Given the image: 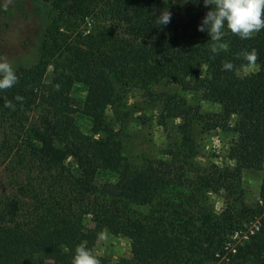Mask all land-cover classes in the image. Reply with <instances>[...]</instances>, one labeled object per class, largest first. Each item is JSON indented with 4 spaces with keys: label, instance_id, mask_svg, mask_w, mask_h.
<instances>
[{
    "label": "trees",
    "instance_id": "16d2710c",
    "mask_svg": "<svg viewBox=\"0 0 264 264\" xmlns=\"http://www.w3.org/2000/svg\"><path fill=\"white\" fill-rule=\"evenodd\" d=\"M43 1L50 19L39 58L15 70L11 88L0 89V112L43 106L48 115L28 137L27 157L49 178L25 185L24 222H16L18 201L0 208V264H70L75 246L89 249L103 228L129 239L130 256L93 255L100 264H264V180L255 206L244 202L241 185L243 170L264 163V30L241 39L225 29L221 41H212L197 28L210 8L203 0H187L182 12L168 10L166 25L155 18L163 11L160 0ZM253 49L254 62L238 55ZM225 61L232 70L222 69ZM248 65L257 70L238 75ZM49 67L53 82L46 85ZM164 79L219 106L217 126L232 137L226 156L232 168L212 166L191 180L164 162L135 168L127 160L107 111L120 90ZM75 85L85 91L79 109L71 102ZM76 113L90 120L88 134L76 126ZM161 116L162 124L180 120L179 150L192 158L197 112L169 98ZM99 171L116 175L103 192L108 204L94 183ZM220 191L231 198L217 214L205 195ZM87 215L93 228L83 223Z\"/></svg>",
    "mask_w": 264,
    "mask_h": 264
},
{
    "label": "rangeland",
    "instance_id": "374dc122",
    "mask_svg": "<svg viewBox=\"0 0 264 264\" xmlns=\"http://www.w3.org/2000/svg\"><path fill=\"white\" fill-rule=\"evenodd\" d=\"M183 0H160L159 11L174 10L182 12ZM50 19V8L43 0H0V59H6L14 70L29 67L40 55L43 33ZM257 70L256 65H248L237 73L246 76ZM53 82L52 67L44 77V83ZM72 106L82 107L84 87L75 85L71 93ZM118 103L108 109L107 121L117 132L122 143L123 154L135 168H142L148 163L164 162L172 174L183 173L185 177L195 180L197 174H207L213 170L232 168L233 163L227 159L231 143L230 133L218 127L219 106L202 99L200 92L183 90L170 80H161L147 88L129 86L119 91ZM172 98L179 105L186 104L196 111L194 118V139L196 150L189 160L179 150L180 137L177 133L179 119H166L162 124L166 101ZM43 106L38 104L20 108L13 113L0 112V208L12 200L20 204L16 222H24L25 211L30 203L25 192L26 184H36L44 177L27 157L28 137L41 126V119L47 116ZM75 124L82 133L88 134L90 120L79 113L74 116ZM69 161V160H68ZM72 173L74 167L68 165ZM116 175L108 171H99L94 179L101 191L99 200L108 185L114 184ZM264 180V163L261 170H243L241 185L243 200L249 206L261 199L260 184ZM31 193L30 195H32ZM206 203L215 213H220L230 202V195L224 191L207 193ZM108 204L105 201H102ZM136 213L143 209L130 207ZM87 228H93L92 217H83ZM130 241L122 234H113L103 228L96 241L89 248L92 255L106 256L120 260L130 256Z\"/></svg>",
    "mask_w": 264,
    "mask_h": 264
},
{
    "label": "clouds",
    "instance_id": "9594fccd",
    "mask_svg": "<svg viewBox=\"0 0 264 264\" xmlns=\"http://www.w3.org/2000/svg\"><path fill=\"white\" fill-rule=\"evenodd\" d=\"M187 2V0H183ZM205 6H210L197 26L198 31L207 32L212 41H221L225 35V29L238 35L241 39H249L255 33L264 30V0H203ZM157 25H166L170 22L171 13L163 10L155 17ZM226 45L221 44L220 47ZM215 52L216 48L213 47ZM242 59L254 62L257 58L255 50L243 51L238 54ZM233 68L231 61H225L222 69L230 71ZM17 81L15 70L6 59H0V89L11 88ZM22 100V97H15ZM8 107H14L10 102ZM70 264H100L83 243L75 246Z\"/></svg>",
    "mask_w": 264,
    "mask_h": 264
}]
</instances>
